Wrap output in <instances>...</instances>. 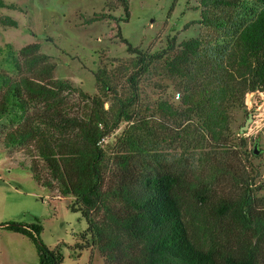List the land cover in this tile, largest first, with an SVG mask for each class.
<instances>
[{"label": "rangeland", "instance_id": "1", "mask_svg": "<svg viewBox=\"0 0 264 264\" xmlns=\"http://www.w3.org/2000/svg\"><path fill=\"white\" fill-rule=\"evenodd\" d=\"M2 1L6 6H0V49L4 50L0 51V73L11 78L22 74L46 78L42 71L46 60L52 65L53 79L68 80L84 93L99 97L108 117H114L118 108L113 90L122 97L132 94L128 76L136 60L120 40L118 29L133 47L147 53L159 52L173 37L177 43L201 40L198 53L187 63L189 72H194L203 59L214 56L210 49L236 53L240 24L259 9L251 0L239 7L216 0H127L129 17L125 19L120 0ZM5 16L15 19L17 26L3 24ZM203 16L222 17L231 26L225 24L229 29L221 31L205 24ZM35 43L38 50H30L28 60L19 56L21 70L10 65L6 44L18 53ZM170 60H155L140 76L137 96L129 107L130 119L121 120L101 140L108 156L106 185L116 180L121 155L131 153L130 165L135 170H159L177 177L188 205L186 220L198 244L206 246L214 239L229 248L253 241L260 232L258 222L264 225V88L248 90L242 76L234 78L243 87L220 106L228 123L216 139L191 104L207 97L208 89L200 76L169 70ZM97 72L105 73L112 90H104L96 81ZM3 93L0 85V98ZM73 99L85 103V111L91 109L76 91ZM9 120L8 115L1 118L0 129ZM23 159L18 147L8 152L0 148V222L31 223L37 217L44 243L61 248L60 264H104L98 250L90 247L89 235L82 237L85 218L68 207L74 198L38 185L29 170L16 164ZM245 196L252 199L249 227L235 214L236 208L224 213L215 209L221 200L235 205ZM260 238L262 248L264 235ZM80 244L84 248H77ZM0 264H38L35 245L24 235L0 228Z\"/></svg>", "mask_w": 264, "mask_h": 264}, {"label": "trees", "instance_id": "2", "mask_svg": "<svg viewBox=\"0 0 264 264\" xmlns=\"http://www.w3.org/2000/svg\"><path fill=\"white\" fill-rule=\"evenodd\" d=\"M120 1L125 19H128L127 0ZM248 1L216 0L229 7L246 5ZM251 1L259 9L248 22L240 24L237 52L210 49L214 56L203 59L194 72H189L187 63L198 53L201 40L177 43L173 37L159 52L147 53L133 47L118 29L120 40L128 52L135 54L136 60L128 76L132 94L122 97L113 90L118 104L114 117L106 116L99 97L84 93L68 80L53 79L52 65L46 60L42 67L46 78L33 74L11 78L0 73V85L4 88L0 98V119L7 115L10 118L9 124L0 129V148L8 152L10 148L18 147L24 159L16 164L29 170L38 185L52 193L57 191L59 196L74 198L68 207L85 218L87 227L82 237L89 235L90 247L98 250L104 264H264V246L261 248L258 244L264 235L262 222H258L260 232L255 240L242 241L236 247L225 248L214 239L206 246L198 244L186 220L188 205L177 177L159 170L137 171L130 165L131 153H126L119 158L116 180L106 185L108 156L100 145L121 120L130 119L129 107L137 96L140 76L148 72L155 60L167 57H171L169 70L200 76L208 94L191 104L194 111L201 113L203 127L218 139L228 123L220 106L227 97L234 96L236 89L243 87L234 78L242 76L248 90L264 88V0ZM0 6L6 4L0 0ZM202 21L221 31L229 29L225 24L231 26L222 17L203 16ZM1 22L17 26V21L10 16H5ZM219 44L218 41L217 48ZM6 49L10 53V65L21 70L23 65L19 56L28 60L30 50L37 51L38 44L24 46L18 53L11 44H6ZM223 54L229 62H224ZM38 57L46 58L44 54H38ZM30 61L36 63L34 59ZM95 79L104 90H112L105 73H95ZM235 82L238 85L235 86ZM75 91L89 101V111H85V103L80 105L72 100ZM244 198L247 199L241 198L235 205L221 200L215 209L224 213L236 208L235 214L249 227L252 199ZM199 199L203 201L202 197ZM0 228L28 237L35 245L38 264L63 261L60 246L49 248L41 239L39 218L35 217L31 223L0 222ZM77 248L84 247L80 244Z\"/></svg>", "mask_w": 264, "mask_h": 264}, {"label": "water", "instance_id": "3", "mask_svg": "<svg viewBox=\"0 0 264 264\" xmlns=\"http://www.w3.org/2000/svg\"><path fill=\"white\" fill-rule=\"evenodd\" d=\"M254 152H257V150L255 149Z\"/></svg>", "mask_w": 264, "mask_h": 264}]
</instances>
